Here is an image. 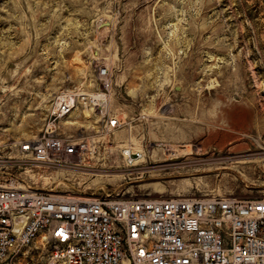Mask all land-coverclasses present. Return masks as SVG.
<instances>
[{"label":"rangeland","instance_id":"1","mask_svg":"<svg viewBox=\"0 0 264 264\" xmlns=\"http://www.w3.org/2000/svg\"><path fill=\"white\" fill-rule=\"evenodd\" d=\"M69 92L106 102L53 126L87 148L71 166L36 163L20 143ZM11 179L77 197L264 199V0H0V182ZM50 252L40 235L14 261Z\"/></svg>","mask_w":264,"mask_h":264},{"label":"built area","instance_id":"2","mask_svg":"<svg viewBox=\"0 0 264 264\" xmlns=\"http://www.w3.org/2000/svg\"><path fill=\"white\" fill-rule=\"evenodd\" d=\"M82 103L106 106L102 94L60 95L50 129L20 143L21 152L39 164L73 165L86 142L53 126ZM106 124L116 128L120 120L108 114ZM40 235L51 246L48 264H264V199L77 197L0 182V264H16L15 251Z\"/></svg>","mask_w":264,"mask_h":264},{"label":"bare ground","instance_id":"3","mask_svg":"<svg viewBox=\"0 0 264 264\" xmlns=\"http://www.w3.org/2000/svg\"><path fill=\"white\" fill-rule=\"evenodd\" d=\"M128 151H129V149L125 150V151H124V154L126 155V154L128 153Z\"/></svg>","mask_w":264,"mask_h":264}]
</instances>
